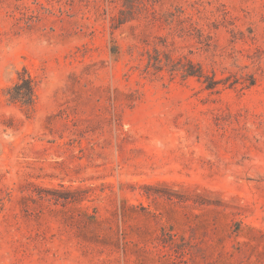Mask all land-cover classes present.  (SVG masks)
Listing matches in <instances>:
<instances>
[{"label":"rangeland","instance_id":"1","mask_svg":"<svg viewBox=\"0 0 264 264\" xmlns=\"http://www.w3.org/2000/svg\"><path fill=\"white\" fill-rule=\"evenodd\" d=\"M0 264H264V0H0Z\"/></svg>","mask_w":264,"mask_h":264},{"label":"trees","instance_id":"2","mask_svg":"<svg viewBox=\"0 0 264 264\" xmlns=\"http://www.w3.org/2000/svg\"><path fill=\"white\" fill-rule=\"evenodd\" d=\"M211 88L212 86L209 89ZM7 95L12 103H20L24 106L32 105L35 99V84L32 77L25 72V75L20 76L18 82L8 90Z\"/></svg>","mask_w":264,"mask_h":264}]
</instances>
